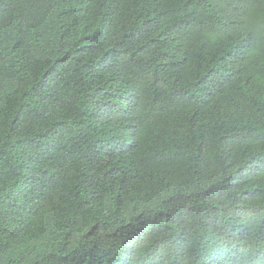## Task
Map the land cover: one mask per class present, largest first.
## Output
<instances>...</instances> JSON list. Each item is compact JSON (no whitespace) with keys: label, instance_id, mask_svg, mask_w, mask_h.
<instances>
[{"label":"trees","instance_id":"obj_1","mask_svg":"<svg viewBox=\"0 0 264 264\" xmlns=\"http://www.w3.org/2000/svg\"><path fill=\"white\" fill-rule=\"evenodd\" d=\"M0 264H264V0H0Z\"/></svg>","mask_w":264,"mask_h":264}]
</instances>
